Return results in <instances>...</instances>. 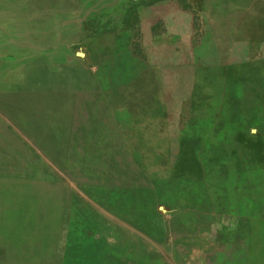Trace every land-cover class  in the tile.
I'll return each instance as SVG.
<instances>
[{
  "label": "rangeland",
  "instance_id": "obj_1",
  "mask_svg": "<svg viewBox=\"0 0 264 264\" xmlns=\"http://www.w3.org/2000/svg\"><path fill=\"white\" fill-rule=\"evenodd\" d=\"M197 1L0 0V88L49 81L54 75L46 69L62 59L64 44L78 41L83 26L104 46L111 45L110 35L126 33L152 62L166 63L162 108L168 126L183 125L185 133L174 140L173 168L158 171L160 181L175 186L161 194L166 201L144 203L132 219L133 232L90 211L81 216L66 197L54 203L45 195L37 233H14L30 230V218L16 223L15 202L7 200L12 187L0 186V231H8L0 241H37L39 264H52L53 257L54 264H264V88L254 87L264 83V48L230 41L236 0H202V18L190 5ZM177 10L187 12L185 22L193 17L200 63L212 57L215 68L213 98L199 91L197 106L189 105L188 91L177 89L174 69L183 51L172 36L174 19L182 18ZM164 21L167 44L150 38L163 33ZM52 48L61 57L54 58ZM109 75L103 72L104 82ZM191 115L198 122L191 123ZM56 212L61 218L51 217Z\"/></svg>",
  "mask_w": 264,
  "mask_h": 264
},
{
  "label": "crops",
  "instance_id": "obj_2",
  "mask_svg": "<svg viewBox=\"0 0 264 264\" xmlns=\"http://www.w3.org/2000/svg\"><path fill=\"white\" fill-rule=\"evenodd\" d=\"M234 4L232 13L237 18L231 24L230 41L244 48H264V0H236ZM190 5L197 16H204L202 0ZM186 13L177 10L182 18L174 19L172 36L183 50L174 70L177 89L188 91L189 105L197 106L199 91L202 98H213L215 68L212 57L200 63L194 50L198 38L193 17L187 26ZM165 21L163 33L150 34L162 44H167ZM82 30L78 41L63 45L61 61L54 60L46 69L54 75L49 81L31 78L0 88V186L12 187L13 197L7 200L15 202L16 223L19 218L23 226L24 219L30 218L31 225L30 230L18 227L14 233H37L39 203L45 199L40 197L45 195L54 203L66 197L81 216L90 211L123 232H133L132 219L141 216L144 203H158L161 194L175 186L160 181L158 173L173 168L168 163L177 152L174 140L185 136L183 125L175 128L169 122L168 126L162 108L167 105L166 63L152 62L144 45L134 47L126 33L110 35L111 45L104 46L90 38L84 26ZM51 50L54 58L61 57ZM104 71L110 74L105 82ZM254 87L264 88V83ZM190 118L191 123L198 122ZM191 133H195L190 135L192 140H198V133ZM51 217L61 215L56 212ZM38 251L37 241L2 240L0 264H39Z\"/></svg>",
  "mask_w": 264,
  "mask_h": 264
}]
</instances>
